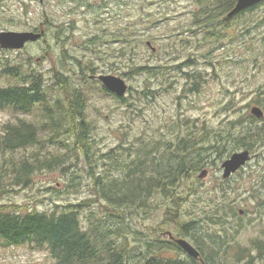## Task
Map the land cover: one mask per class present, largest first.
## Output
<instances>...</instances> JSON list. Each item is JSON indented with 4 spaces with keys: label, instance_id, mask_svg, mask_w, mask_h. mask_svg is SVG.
Returning <instances> with one entry per match:
<instances>
[{
    "label": "rangeland",
    "instance_id": "rangeland-1",
    "mask_svg": "<svg viewBox=\"0 0 264 264\" xmlns=\"http://www.w3.org/2000/svg\"><path fill=\"white\" fill-rule=\"evenodd\" d=\"M204 4V0H0V31L49 28L46 37L22 49L0 48V85L11 81L4 76L6 61L9 66L16 65L21 73L42 75L46 84L54 82V68L69 72L87 95L86 115L92 130L97 172L111 169L108 159L111 150L121 163L134 159V155L144 150L145 154L160 151L161 157H171L182 134L192 132L200 138L196 149L208 145L204 141L213 136L211 131L225 132L231 121L236 124L232 131L235 134L260 126V118L252 115L250 109L258 106L264 113V5L246 14L245 20L233 21L232 28L224 32L226 38L215 40L205 36L204 28L212 15L220 14L202 11ZM60 25L59 37L64 43L56 39ZM74 56L82 64L88 62L94 66L95 73L82 70ZM134 66L156 69L136 73ZM83 72L87 76L103 73L123 78L130 88L125 102L102 90L93 79L82 81ZM185 72L199 74L200 78L187 77ZM196 81L198 91H190ZM12 117L9 111L0 110V130ZM57 150L56 145L28 146L18 153L30 157L34 152L43 156ZM243 150L249 151L250 160L230 177L223 178L222 162ZM67 153L69 157L64 165L35 172L30 186L6 187L0 193V206L49 212L95 199L98 186L88 175L87 160L76 150ZM202 155L208 154L202 152ZM205 158L194 173L175 183L178 192L182 188L193 189L182 193L184 200L179 210L184 216H179V223L197 216L212 201L226 202L236 214L229 219L234 226L232 229L229 225L227 231L234 242L224 246L228 249L224 260L248 264L241 255L238 260H232V252L235 255L241 249L249 250L252 242H264V141L252 149H234L220 157L209 153ZM148 161L149 157L142 163L143 168L145 165L148 168ZM111 175L121 177L115 170ZM149 203L153 211L148 216L128 217L122 225L128 247L135 246L129 249L132 260L142 259L135 252L146 251L145 246L137 244L138 240L160 238L151 232L161 224L168 199L155 193ZM101 210L102 206L95 201L85 205L80 215L90 211L100 215ZM163 228L178 237V223ZM220 228L201 222L200 227L195 226L191 231L195 236L182 238L200 252L215 248L220 257L225 249H218L212 241L221 235ZM136 230L141 235L134 234ZM161 237L171 241L167 234L162 233ZM167 247L159 252L161 256L184 261L188 257L173 245ZM0 264H53V259L44 249L0 244ZM251 264H264V261L254 258Z\"/></svg>",
    "mask_w": 264,
    "mask_h": 264
},
{
    "label": "trees",
    "instance_id": "trees-1",
    "mask_svg": "<svg viewBox=\"0 0 264 264\" xmlns=\"http://www.w3.org/2000/svg\"><path fill=\"white\" fill-rule=\"evenodd\" d=\"M204 2L202 11L220 14V16L212 15L213 18L205 23L204 28L205 36L215 40L226 38L224 32L232 28L233 21L245 20L246 14L264 5L263 1L236 15L228 16L226 14L233 7L235 0H204ZM61 26L56 29L58 35L56 39L62 42L64 40L59 37ZM40 29L43 30V38L46 37L49 28H34V30ZM74 59L82 66V70L86 69L91 74L95 73L94 66L88 62L82 64L76 56ZM4 67L6 70L4 76L11 81L6 85H0V110L9 111L13 115V120L3 123L0 130V193L6 191V187L30 186L35 172L64 165L66 158L69 157L67 152L71 150L78 151V155H83L87 160L88 175L98 189L95 199L68 204L67 209L60 211L43 212L36 209L21 211L15 206L1 205L0 244L44 249L52 257L53 264H233L226 262L224 256L228 255L226 247L229 246L226 244L231 245L234 242L227 228L230 225L233 229L234 225L229 222V219L234 218L233 214L236 212L226 202L220 204L212 201L208 208L202 209L197 216H190L187 222L179 223V216H184L179 210L180 203L184 200L182 193H189L193 189L182 188V192H178L176 188L178 184L175 183H179L187 174L194 173L201 163H204L203 159H206L209 153L220 157L228 155L231 150L252 149L256 144L262 143L264 116L259 119L262 123L260 126L247 128L245 131L238 130L240 131L237 132L238 134L232 132L236 126L233 121L229 122L225 132L210 130L213 136L204 141L208 145L196 149V145L200 144V138L195 137L192 132L182 134L177 139L175 151L170 154L174 156L165 155L168 158L161 157L160 151L157 154L151 151L150 154H145L143 149L144 151L134 155V159L121 163L116 155H112L111 150L108 154V159H111H109L111 169L97 172L92 130L86 115L87 95L74 77L69 75V72L66 74L63 68H54V82L46 84L43 82L42 75L34 72L21 73L16 65L9 66L8 61L5 62ZM142 69L153 70L156 67L134 66L136 73ZM71 72L74 74L73 70ZM82 74V81L91 79L84 72ZM185 74L187 77L200 78L199 74L189 72ZM20 80L23 82L20 83ZM94 81L100 84L98 80L94 79ZM195 83L193 84L195 87H191L190 91H198V81ZM101 89L104 90L102 87ZM54 91L59 94L53 93ZM121 101L125 102V97L121 98ZM262 106L264 107V104ZM250 118L254 120L251 115ZM208 133L209 130L206 131V137ZM67 140L71 142V145ZM49 145H56L58 150L43 156L39 152H34L30 157L18 153L20 149L28 146L48 147ZM195 150L196 152L193 153ZM202 152L208 155H202ZM148 157V168L146 165L143 168L142 163H146ZM119 165L123 167L118 169ZM114 170L116 173H121L120 178L111 175ZM155 193L162 194L168 199L161 224L151 232L160 238L138 240L137 244L140 247L145 246L146 251L135 252L139 253L143 260H132L133 256L130 257L132 254H129V249L135 246L128 247L122 225L128 217L148 216L153 211L152 208L150 209L149 199ZM95 201L102 206L100 215L90 211L81 216L80 210ZM202 215L204 218H201ZM201 222L205 224L210 222L221 227V235L216 236L212 241L216 242L218 249L226 245L223 255L218 257V250L215 248L207 252L199 251L201 260L188 256L184 261L179 257L165 258L159 254L161 250L167 249L168 245L181 250L172 239L169 238L171 241H167L161 237L162 233L167 234L163 225L178 223L180 226L177 228L178 237H193L192 235L195 236V234L191 232L192 229L195 226L200 227ZM133 233L141 235V232L137 230ZM122 239L124 241H121ZM251 244L248 247L249 250L241 249L235 255L232 252V260H238L241 255L247 258L248 264H251L254 258L255 261H264V242L255 241ZM254 251L257 253L253 254Z\"/></svg>",
    "mask_w": 264,
    "mask_h": 264
},
{
    "label": "water",
    "instance_id": "water-1",
    "mask_svg": "<svg viewBox=\"0 0 264 264\" xmlns=\"http://www.w3.org/2000/svg\"><path fill=\"white\" fill-rule=\"evenodd\" d=\"M264 0H236L231 10L227 13L228 16L235 15L244 11L245 9L263 2ZM42 31H0V47L3 49L17 50L25 46L26 43L37 41L42 36ZM150 45V42H147ZM97 79L102 85L115 94L117 97H123L128 89V86L123 78L113 74H100ZM252 115L257 118L263 116V111L258 106H252L250 109ZM250 160V153L248 150L237 151L225 159L222 164V177L227 178L232 173L236 172L240 167ZM205 171H202L201 176H204ZM169 236L171 234L169 233ZM172 237V236H171ZM175 242L185 251L189 256L195 259H200L199 251L192 246L184 238H175Z\"/></svg>",
    "mask_w": 264,
    "mask_h": 264
},
{
    "label": "flooded vegetation",
    "instance_id": "flooded-vegetation-1",
    "mask_svg": "<svg viewBox=\"0 0 264 264\" xmlns=\"http://www.w3.org/2000/svg\"><path fill=\"white\" fill-rule=\"evenodd\" d=\"M42 30V29H41ZM90 77L93 76V75H89ZM174 242V241H173ZM176 244V243H175ZM191 244V243H190ZM177 245V244H176ZM192 245V244H191ZM193 246V245H192ZM181 251V250H180ZM183 252V251H182Z\"/></svg>",
    "mask_w": 264,
    "mask_h": 264
}]
</instances>
